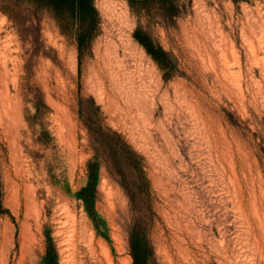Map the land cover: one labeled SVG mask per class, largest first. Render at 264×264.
<instances>
[{
  "label": "rangeland",
  "instance_id": "1",
  "mask_svg": "<svg viewBox=\"0 0 264 264\" xmlns=\"http://www.w3.org/2000/svg\"><path fill=\"white\" fill-rule=\"evenodd\" d=\"M94 6L0 0V264H264V0Z\"/></svg>",
  "mask_w": 264,
  "mask_h": 264
},
{
  "label": "trees",
  "instance_id": "2",
  "mask_svg": "<svg viewBox=\"0 0 264 264\" xmlns=\"http://www.w3.org/2000/svg\"><path fill=\"white\" fill-rule=\"evenodd\" d=\"M71 11L80 18L81 22H87L89 18L94 20L98 16V11L94 6V0H70ZM135 39L146 49L147 53L156 61L160 68L168 71L172 67L168 53L152 41V39L143 31L136 30L134 34ZM124 145L128 146L126 143ZM129 147V146H128ZM130 148V147H129ZM131 149V148H130ZM133 156H139L131 149ZM142 179H146L145 173L141 172ZM92 208V203L88 201ZM132 255L134 264H151L149 260L150 245L148 242L144 244L135 236H131Z\"/></svg>",
  "mask_w": 264,
  "mask_h": 264
},
{
  "label": "bare ground",
  "instance_id": "3",
  "mask_svg": "<svg viewBox=\"0 0 264 264\" xmlns=\"http://www.w3.org/2000/svg\"><path fill=\"white\" fill-rule=\"evenodd\" d=\"M8 101V99H6ZM8 103V102H7Z\"/></svg>",
  "mask_w": 264,
  "mask_h": 264
}]
</instances>
